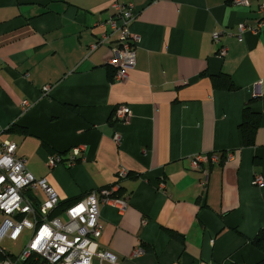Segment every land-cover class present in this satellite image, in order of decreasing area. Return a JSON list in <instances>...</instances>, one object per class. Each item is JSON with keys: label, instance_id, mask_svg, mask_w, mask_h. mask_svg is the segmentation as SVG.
<instances>
[{"label": "crops", "instance_id": "obj_1", "mask_svg": "<svg viewBox=\"0 0 264 264\" xmlns=\"http://www.w3.org/2000/svg\"><path fill=\"white\" fill-rule=\"evenodd\" d=\"M119 1L135 6L129 30L140 39L124 82L109 79L107 46L86 53L113 0H0V139L63 202L118 185L127 207H100L98 239L118 264L261 261L249 240L264 230V186L252 184L264 178V0ZM259 22L241 42L221 37L228 51L218 57L213 33ZM222 76L237 89H220ZM118 106L130 109L128 123L114 119ZM246 106L260 115L251 147L238 133ZM75 147L84 149L79 162L48 169L50 155L65 162ZM211 154L232 157L203 164L202 188L190 159Z\"/></svg>", "mask_w": 264, "mask_h": 264}, {"label": "built area", "instance_id": "obj_2", "mask_svg": "<svg viewBox=\"0 0 264 264\" xmlns=\"http://www.w3.org/2000/svg\"><path fill=\"white\" fill-rule=\"evenodd\" d=\"M234 6L248 7V0H230ZM111 15L99 24L103 29L97 40L88 47L86 53L107 46L109 51L108 65L113 69L112 81L124 82L128 78V71L135 66L136 49L140 41L137 35L130 32L129 26L137 15L132 3L113 0L110 5ZM260 12H264L261 7ZM240 25L235 35L227 31L212 34V42L220 44L218 57L227 55V47L221 43V37H235L241 42L245 32L256 34L261 27ZM48 88L44 89L47 93ZM31 105L24 102L22 112ZM114 119L121 123H128L131 111L127 106H118L114 112ZM3 128L0 126V134ZM113 140L119 144L120 137L114 135ZM16 145L9 140L0 139V264H93L94 260L108 264H118L116 256L100 250L98 239L103 231L100 217V207L111 205L123 212L127 207V199L116 196L118 185L101 188L82 196L71 203L60 200L56 191L47 183L46 179L34 177L26 167V160L16 156ZM83 147L73 148L65 162L57 154L47 159L48 169L64 164L70 168L79 162L83 156ZM227 155L223 160L218 154L195 155L190 159L192 170L200 171L203 179L199 186L205 188L208 172L202 166L209 163L218 165L231 159ZM124 170L117 172L118 180L124 179ZM253 186H264L262 175L254 174ZM163 188V184L159 186ZM42 195L40 201L38 196ZM145 223V221H143ZM30 231L29 238L18 254H12L2 247L3 239L17 242L22 233ZM135 249L134 254L141 253Z\"/></svg>", "mask_w": 264, "mask_h": 264}, {"label": "trees", "instance_id": "obj_3", "mask_svg": "<svg viewBox=\"0 0 264 264\" xmlns=\"http://www.w3.org/2000/svg\"><path fill=\"white\" fill-rule=\"evenodd\" d=\"M111 71V70H110ZM113 71L110 72L109 79L113 78ZM217 80L218 87L222 90L231 92L237 88L233 84L232 80L227 76H222ZM260 125V115L253 112L249 107H245L242 112L241 123L238 127L239 140L241 147H251L254 145V136ZM71 203V202H65ZM250 241V244L258 249L262 254L263 258L261 261L255 264H264V230L258 232V234Z\"/></svg>", "mask_w": 264, "mask_h": 264}, {"label": "rangeland", "instance_id": "obj_4", "mask_svg": "<svg viewBox=\"0 0 264 264\" xmlns=\"http://www.w3.org/2000/svg\"><path fill=\"white\" fill-rule=\"evenodd\" d=\"M1 220H2V218L0 217V223H1ZM29 235H30V231L25 230L22 233L20 239L15 243L12 241H9L7 239H3L2 247H4L6 250L11 252L12 254H18L20 252V250L22 249V247L27 242Z\"/></svg>", "mask_w": 264, "mask_h": 264}]
</instances>
